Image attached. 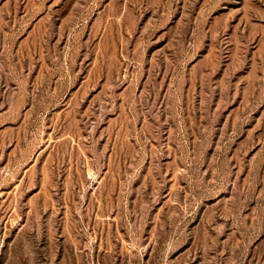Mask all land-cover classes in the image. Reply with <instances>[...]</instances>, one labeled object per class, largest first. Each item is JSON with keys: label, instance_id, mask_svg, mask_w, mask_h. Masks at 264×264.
Here are the masks:
<instances>
[{"label": "rangeland", "instance_id": "1", "mask_svg": "<svg viewBox=\"0 0 264 264\" xmlns=\"http://www.w3.org/2000/svg\"><path fill=\"white\" fill-rule=\"evenodd\" d=\"M0 264H264V0H0Z\"/></svg>", "mask_w": 264, "mask_h": 264}]
</instances>
